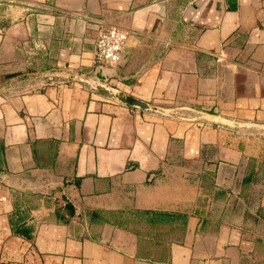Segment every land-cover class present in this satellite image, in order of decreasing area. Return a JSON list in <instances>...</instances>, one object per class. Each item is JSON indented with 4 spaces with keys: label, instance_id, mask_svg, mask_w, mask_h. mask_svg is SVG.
Masks as SVG:
<instances>
[{
    "label": "crops",
    "instance_id": "1",
    "mask_svg": "<svg viewBox=\"0 0 264 264\" xmlns=\"http://www.w3.org/2000/svg\"><path fill=\"white\" fill-rule=\"evenodd\" d=\"M27 2L0 24V71L22 77L0 87V264H264L240 135L264 129V0ZM100 22L130 32L105 83L158 110L89 83ZM32 37L59 71L29 75Z\"/></svg>",
    "mask_w": 264,
    "mask_h": 264
},
{
    "label": "rangeland",
    "instance_id": "2",
    "mask_svg": "<svg viewBox=\"0 0 264 264\" xmlns=\"http://www.w3.org/2000/svg\"><path fill=\"white\" fill-rule=\"evenodd\" d=\"M27 0H0V24L1 23H13L20 20L23 15L27 12L28 9H22L23 7H33L34 10H42V6H30L27 4ZM29 11H32L31 8H29ZM69 22L72 23L69 25ZM80 22L74 21L72 17H70L69 20H66L64 32L65 33H71V35L77 36L76 32L78 30V25ZM54 36L55 37H61V29H55ZM32 32V30L30 31ZM30 36H32L30 34ZM34 36V35H33ZM97 38V37H96ZM38 39V38H37ZM96 41V40H95ZM32 44L31 47L28 49L27 55L28 56H35V58H41L44 62H35V64H31V66L28 68L29 75H35V74H43L44 72H48L47 69L50 70V72H57L59 71L57 65H55L53 62L55 59V54L51 52L48 47V45L43 42L42 40L38 39L37 42L33 40V37L31 38ZM50 52V53H47ZM52 57H51V56ZM43 57H50V59H53L52 62H48V60H45ZM49 65V66H47ZM52 67V68H51ZM96 71L100 70L98 67H95ZM12 74V73H10ZM8 74H5V70L0 71V87H7L10 83H13L16 81V79L22 78L20 76V73L14 77L7 78ZM25 75V76H29ZM94 81L98 80L97 74L94 73ZM48 77V76H47ZM46 77V78H47ZM45 78V77H44ZM91 80V79H90ZM89 80V81H90ZM93 81V80H92ZM105 83V81H104ZM240 135L243 140H246V147L248 151V155L251 156L250 163L261 164L264 166V129L258 128V127H250L246 129L240 130Z\"/></svg>",
    "mask_w": 264,
    "mask_h": 264
},
{
    "label": "built area",
    "instance_id": "3",
    "mask_svg": "<svg viewBox=\"0 0 264 264\" xmlns=\"http://www.w3.org/2000/svg\"><path fill=\"white\" fill-rule=\"evenodd\" d=\"M130 32L120 26L100 22L95 41L94 62L101 70L113 69L121 62Z\"/></svg>",
    "mask_w": 264,
    "mask_h": 264
},
{
    "label": "water",
    "instance_id": "4",
    "mask_svg": "<svg viewBox=\"0 0 264 264\" xmlns=\"http://www.w3.org/2000/svg\"><path fill=\"white\" fill-rule=\"evenodd\" d=\"M19 73H12L8 74L6 77H14L18 75ZM97 78L96 81H89V83L92 85L94 89H96L101 94L110 97V98H117L123 103H126L128 105L137 106L144 109H155L158 110L159 108L155 105L144 101L134 95H132L129 92H126L124 90L118 89L116 87H113L107 83H104L109 78V75L105 73L103 70H98L97 72Z\"/></svg>",
    "mask_w": 264,
    "mask_h": 264
},
{
    "label": "trees",
    "instance_id": "5",
    "mask_svg": "<svg viewBox=\"0 0 264 264\" xmlns=\"http://www.w3.org/2000/svg\"><path fill=\"white\" fill-rule=\"evenodd\" d=\"M145 214L151 216L152 221L159 219L160 217L163 218L164 214L156 211H144Z\"/></svg>",
    "mask_w": 264,
    "mask_h": 264
}]
</instances>
